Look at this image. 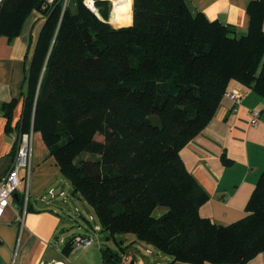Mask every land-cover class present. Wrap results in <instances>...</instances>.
Here are the masks:
<instances>
[{"label":"trees","instance_id":"trees-1","mask_svg":"<svg viewBox=\"0 0 264 264\" xmlns=\"http://www.w3.org/2000/svg\"><path fill=\"white\" fill-rule=\"evenodd\" d=\"M41 1L4 0L0 34L17 36ZM47 3L14 127L41 133L100 229L111 238L132 233L172 262L245 264L264 251V169L247 214L223 225L200 214L208 194L180 155L230 80L264 100V0L248 2L244 34L192 12L185 0H133L132 24L122 27L84 0L75 11L64 0ZM16 103L1 105L7 131ZM14 198L20 202L19 193ZM70 251L69 240L63 252ZM102 256L105 264L120 261L108 246Z\"/></svg>","mask_w":264,"mask_h":264},{"label":"crops","instance_id":"crops-1","mask_svg":"<svg viewBox=\"0 0 264 264\" xmlns=\"http://www.w3.org/2000/svg\"><path fill=\"white\" fill-rule=\"evenodd\" d=\"M250 1L185 0L192 12L199 11L211 20L230 24L238 34L248 30L250 19L246 7ZM47 2L42 6L45 7ZM119 2L100 0L93 11L102 18L98 9L106 10L105 18L114 27L131 25L133 0L129 20L125 22L117 20L115 14V5ZM64 3L72 11L77 8V0H64ZM46 17L47 13L35 8L24 20L17 36L9 39L0 34V177L12 163L15 137L19 133L14 126L23 109L26 75ZM232 90L239 92L240 99L234 101L224 95L208 124L180 150L187 169L208 194L207 201L199 209L200 214L223 225L247 214L246 204L264 169V100L235 79L230 80L227 86V92ZM13 99L17 103L12 112L11 129L7 131V118L1 105ZM253 110L260 112L256 125L250 123ZM223 155L229 158V163L223 161ZM20 175L23 181L16 192L20 195V202L14 195L11 201L22 206V195L27 189V209L23 223L17 219L18 207L16 209L12 204L4 211L0 221V264H105L102 256L104 247L100 245L88 247L74 258L70 254L77 251L64 254V245L77 233L65 235L69 223L61 213L66 204L62 190L64 177L38 131L33 133L29 175L25 169L20 171ZM59 181V187H54ZM51 189L54 192L52 196L48 194ZM73 195L83 199L78 193ZM95 227L100 229V225ZM124 234L115 238L106 236L114 243V246H107L120 255L118 264H190L172 262L171 256L161 253L151 244L130 233ZM245 264H264V251Z\"/></svg>","mask_w":264,"mask_h":264},{"label":"built area","instance_id":"built-area-1","mask_svg":"<svg viewBox=\"0 0 264 264\" xmlns=\"http://www.w3.org/2000/svg\"><path fill=\"white\" fill-rule=\"evenodd\" d=\"M52 0H49L51 2ZM89 1V3H88ZM4 0H0V8L3 5ZM85 4L91 8L95 9L93 1L87 0ZM229 98L234 101H238L241 97L238 91L232 90L225 93ZM259 111L253 110L251 112L250 123L256 125L259 117ZM33 128L31 127L28 131H20L15 137V150L13 154V159L8 170L0 177V221L2 220L5 209L8 206H13L19 208L17 219L23 223L24 213L27 209V198L28 190L26 189L22 195L23 204L22 206L18 205L15 202L11 201V197L19 190L23 178L20 175V171L25 169L26 172L31 170V152L33 145ZM53 190H49L48 194L53 195ZM62 193V192H61ZM99 230V227H95V231ZM97 241V233H77L74 234L71 239V252L78 250H85L91 244ZM41 264H51V263H41ZM54 264H59V262H54Z\"/></svg>","mask_w":264,"mask_h":264},{"label":"rangeland","instance_id":"rangeland-1","mask_svg":"<svg viewBox=\"0 0 264 264\" xmlns=\"http://www.w3.org/2000/svg\"><path fill=\"white\" fill-rule=\"evenodd\" d=\"M62 180L63 182H65L64 186L62 187L65 196L64 198H61L65 200L66 207L64 206L63 210L61 209V213L69 223H67L68 225L65 229V235L70 236L74 232L86 234L96 232L98 241L91 244L89 248H94L96 245H100L103 247H106L107 245L114 246L113 241L106 238V236L108 235L106 231H103L101 229L95 231V225H99V220L93 208L84 199H79L77 196H74L72 194V185L68 180L64 178ZM60 184V181L56 182L54 184V187L58 188ZM156 213L158 214L159 212L156 211ZM130 235L133 236L134 234L130 233ZM82 251L83 250H78L76 253H71L70 257L74 258Z\"/></svg>","mask_w":264,"mask_h":264},{"label":"bare ground","instance_id":"bare-ground-1","mask_svg":"<svg viewBox=\"0 0 264 264\" xmlns=\"http://www.w3.org/2000/svg\"><path fill=\"white\" fill-rule=\"evenodd\" d=\"M130 4H131V0H120V2L115 5V14L117 20L124 22L129 20ZM59 264H64V263L59 262Z\"/></svg>","mask_w":264,"mask_h":264},{"label":"water","instance_id":"water-1","mask_svg":"<svg viewBox=\"0 0 264 264\" xmlns=\"http://www.w3.org/2000/svg\"><path fill=\"white\" fill-rule=\"evenodd\" d=\"M43 3H44V1H41V2L37 5L36 9L42 10L43 12L47 13V11H48V9H49V4L47 3V4L45 5V7H43V6H42Z\"/></svg>","mask_w":264,"mask_h":264}]
</instances>
